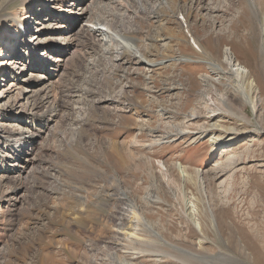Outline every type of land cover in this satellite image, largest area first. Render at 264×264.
Segmentation results:
<instances>
[{
    "label": "rangeland",
    "instance_id": "rangeland-1",
    "mask_svg": "<svg viewBox=\"0 0 264 264\" xmlns=\"http://www.w3.org/2000/svg\"><path fill=\"white\" fill-rule=\"evenodd\" d=\"M44 2L35 9L48 7V20L33 17L32 37L19 38L43 48L8 61L15 80L0 78V264H264V0H83L60 15L66 29L61 0ZM179 9L224 70L227 49L246 73L202 81L215 75ZM94 26L112 32L109 45ZM167 34L173 42L158 39ZM125 37L162 65L128 62ZM41 57L56 73L39 70ZM115 229L140 239H113Z\"/></svg>",
    "mask_w": 264,
    "mask_h": 264
},
{
    "label": "bare ground",
    "instance_id": "bare-ground-1",
    "mask_svg": "<svg viewBox=\"0 0 264 264\" xmlns=\"http://www.w3.org/2000/svg\"><path fill=\"white\" fill-rule=\"evenodd\" d=\"M14 2V1H16V0H0V16H1V14H2V19H5V17H3V15L4 16H7L8 14H3L2 13V11L3 10H5L6 9V7H7V5L9 4V3H11V2ZM51 1V0H50ZM21 4H20V8H19V10H16L13 14H14V17H12L9 21H5V22H3L1 25H0V41H1V37L3 38V40H2V43L1 44H3V46H0V58H4V60H1L0 62L2 63V64H0V66L1 67H3L4 66V64H6V66L3 68V69H1L0 70V78H2V77H4V78H12L13 80H15V77H11V76H8V73H7V69H8V61H11V59H13V64H15V62H18L19 60H20V58H22V57H26V56H28V59H30V60H32L33 61V59H34V52L32 53V51L34 50V51H36V49L37 48H43V45H35V47H31L30 48V50H29V45L27 44V40H25V42H19V38L20 37H23V34H22V31L19 29V27L20 26H22L23 27V25H25L26 27H28L27 26V23H30L31 21H32V18L34 17V19H36L37 18V20H39L41 17H46V19L48 18L47 16H49V15H51V13L49 12V8L48 7H46L45 9H43V10H39V11H36V9H38V8H36L35 9V6H38V0H32L31 1V3H29L28 1H26V0H21ZM45 2H47V0H45ZM44 2V5L46 4ZM83 2V0H61V2L59 3V10H60V12H58L59 13V15L57 14V19L58 20H62L61 21V28H67V26H70L71 25V23L69 22V21H67L66 19H63V17H61L60 15H63V14H66V13H70V11L71 10H67V9H71V7H73L75 4H80V3H82ZM253 3V2H252ZM69 5V6H66V5ZM71 6V7H70ZM42 7H44L43 5H42ZM40 8V7H39ZM253 8V7H252ZM255 8V7H254ZM118 10V9H117ZM180 10V9H179ZM148 11V10H147ZM257 12V11H256ZM48 13V14H47ZM29 15L31 16V17H29ZM55 16V15H54ZM53 16V17H54ZM60 16V17H59ZM174 16L176 17V18H178V19H180V23H181V25L183 26V33L185 34V36L187 37L186 38V41L188 42V43H191L192 45H194V47L195 48H198V53H200V52H204V54H203V56H205L206 58H207V62H208V64H209V66H210V68H211V71H213V74L215 75V77L213 76V80L211 81V79L208 77V75L207 76H204V78H203V80L202 81H205V83L206 84H209L210 86L211 85H214L212 82H215V81H217L218 82V78H216V77H219V75H221V74H226V73H232V77H233V73L235 74H238V75H240V74H245L246 73V71H244V70H242V68L239 66V64L237 63V62H235V60H233V57H232V55H230V53L228 52V51H226L227 49H225V52H224V55H225V57H224V62L227 64V66H228V69L230 70V71H232V72H228V71H226V70H224V67H222V64L220 63V62H217L216 60H214L213 58H212V56H210L211 54L209 53V51H207L206 49H204V48H202V46H201V44H200V42H198L197 40H194V38H193V36H192V34H190V30H189V25H187L186 24V19H185V16L183 15V12L180 10V11H175V13H174ZM36 17V18H35ZM50 17V16H49ZM69 17V16H68ZM66 18V17H65ZM50 19V18H49ZM48 20V19H47ZM168 21V20H167ZM168 23V22H167ZM24 26V27H25ZM26 27H25V29H26ZM181 27V26H180ZM93 30V32L95 33V34H99V36L101 35L102 36V43H104V44H106V45H109L110 43V40L113 38V35H112V32L111 31H109V29L108 28H104V27H98V26H94V29H92ZM26 33L28 34V37H32V36H29V30L27 29L26 30ZM169 33V32H168ZM169 34H167V35H164V36H161L160 38H158V39H160V40H167V41H170V42H173V41H171L170 39H171V37L170 36H168ZM158 36V35H157ZM159 37V36H158ZM21 39V38H20ZM124 40H125V50H128V52L130 53V57H128V62H132V63H135V64H137V65H139V64H146V65H148L149 67H155V66H157V65H159L160 63H162L161 61H157V62H154L153 60H151V59H149L148 57H146V56H144V54L142 53V52H140L139 53V51H137L138 49H136V47H135V43L133 42V40H131L130 38H127V37H125L124 38ZM149 40V39H148ZM155 40V39H154ZM156 41V40H155ZM155 43V42H154ZM155 44H157V43H155ZM172 44H174V43H169V44H167V45H172ZM18 45H20L19 47L20 48H22V49H20V52H19V54L16 52V47H17V49H18ZM48 47L45 49V51H47V49L51 46V43H49L48 42ZM105 46V45H104ZM174 46V45H173ZM180 46V45H179ZM103 47V46H102ZM24 49V50H23ZM51 49V50H50ZM49 50H48V52L46 53V54H48V58L50 57V55L52 54V51H53V48H50ZM103 49V48H102ZM106 49V48H105ZM107 49H109L110 50V48L108 47ZM25 50L28 52V54H26V52H25ZM115 50V49H114ZM113 50V51H114ZM125 50H123V51H125ZM173 50H175V48L173 49ZM122 51V50H121ZM152 51V50H151ZM157 51V50H156ZM57 52H58V49H57ZM145 52V51H144ZM153 52V51H152ZM17 53V54H16ZM125 53V52H124ZM128 53V54H129ZM146 53V52H145ZM153 53H155V52H153ZM26 54V55H25ZM45 54V55H46ZM106 54V53H105ZM119 54V53H118ZM123 54V53H122ZM156 54H159L158 52L156 53ZM177 54V53H176ZM155 55V54H154ZM166 55H167V53H166ZM175 55V54H174ZM2 56V57H1ZM149 56V55H148ZM156 56V55H155ZM161 56V55H160ZM163 56V55H162ZM173 56V55H172ZM176 56V55H175ZM168 57V56H167ZM6 58H9L8 60L6 59ZM48 58H46V60H43L42 59V57H41V61H40V63L43 65V67H44V69L42 70V69H39V70H41V71H43L44 73H46L47 75H53V72H55L56 73V71L58 70V67H59V64H57L56 66L55 65H52L51 64V62H53V59H51L50 61L49 60H47ZM122 58H123V56H122ZM125 58V57H124ZM173 58V57H172ZM177 58V57H176ZM157 60H159V59H157ZM176 60V59H175ZM206 60V59H205ZM59 61H61V59H55L54 60V62H59ZM111 61V60H110ZM156 61V60H155ZM5 62V63H4ZM112 64V63H111ZM114 64V63H113ZM120 64V63H119ZM115 65V64H114ZM133 65V64H132ZM160 65H162V64H160ZM159 65V66H160ZM121 66V65H120ZM115 67V66H114ZM148 67V68H149ZM19 68V67H18ZM123 68V67H122ZM145 68V67H144ZM5 69V70H4ZM119 69V68H118ZM120 69H121V67H120ZM136 69V68H135ZM138 70V69H137ZM142 70V69H141ZM117 71V70H116ZM151 71V70H150ZM125 72V71H124ZM122 73H123V71H122ZM127 73V72H126ZM39 74V73H38ZM229 74V75H230ZM33 76V75H32ZM124 76H126L125 74H124ZM122 77V76H121ZM208 77V78H207ZM125 79H126V77H125ZM237 80V79H236ZM121 81V80H120ZM240 85V84H239ZM6 86H8V85H6ZM148 86V85H147ZM236 86H237V84H236ZM165 87V86H164ZM8 88H10L9 86H8ZM241 88H242V86H241ZM236 89V88H235ZM152 90V89H151ZM164 90H165V88H164ZM238 90V89H237ZM162 91V90H161ZM169 91V90H168ZM240 92V98H241V101H243L244 103H248V104H250V105H252V109L253 110H255V107H256V104H255V101H253V99H249V97L246 95V93L243 91V89H241V90H239ZM88 94V93H87ZM224 104V103H223ZM36 107H38V106H36ZM122 107V106H121ZM220 110L221 109H218L217 107L215 108V107H213L211 110H209V112H208V114L209 115H211V116H214V115H217V114H220ZM51 112V111H50ZM167 113V112H166ZM10 114V113H9ZM36 115L37 114H35L34 115V117H35V119H37L38 120V124L39 123H41V121L42 120H40V119H38V118H36ZM11 116H12V113H11ZM17 116H19V115H13L11 118L13 119V120H22V119H24V118H22V117H17ZM34 117H33V119L32 120H35L34 119ZM50 118H51V116H50ZM49 118V119H50ZM49 119H47V120H49ZM34 122V121H33ZM213 126V128L212 129H219L220 128V126L219 125H217V124H213L212 125ZM39 130H38V133H33L32 135H35V136H39L40 135V133L42 132V131H44V129H46L44 126H42V124H40L39 125ZM220 130V129H219ZM229 131V132H231V130L228 128V129H225V131ZM221 131V130H220ZM228 132V133H229ZM233 132V131H232ZM3 134L4 135H6L5 137H8V138H10V140H8V143H9V141H10V145H15L14 144V142L15 141H13L12 139V136H13V133L10 131V130H8L7 128L6 129H4L3 130ZM2 134V135H3ZM177 135L179 134V133H176ZM34 136V137H35ZM36 142V138H34L33 140H32V138L30 137V139L28 140V141H24L23 142V146L24 145H26L27 147H28V149L31 147V150H33V143H35ZM17 144V143H16ZM21 145V144H20ZM18 148V147H17ZM25 153H27V152H25ZM13 154H15V159H16V161L18 160V154H16L15 153V150H14V153ZM11 158H12V156H11ZM29 161L30 162H33L34 161V159L33 158H30L29 159ZM225 164H227V163H225ZM232 165V164H231ZM20 167H22V166H20ZM17 181V180H16ZM196 196H197V198L199 199V200H197V202H201V201H205V199L207 198V193H206V191L205 190H203V189H199V190H197V194H196ZM122 197V196H121ZM125 198V197H124ZM127 200V199H126ZM134 204V203H133ZM127 212H128V210H127ZM130 212L132 213V215H130L131 216V218H132V223L133 222H135V221H133V218L136 220V221H140V218H138V215L136 214V213H133L132 212V210H130ZM126 216H127V214H126ZM128 217V216H127ZM126 217V218H127ZM126 220V219H125ZM127 220H128V218H127ZM130 223V222H129ZM131 223V224H132ZM141 223H142V220H141ZM120 225V224H119ZM135 225L136 226H138V227H141V228H143V229H145V231H147V232H150V229H148V227L146 228V226H143L144 225V222H143V224H140V222H136L135 223ZM130 226H132V225H130ZM121 227V226H120ZM119 227V229H121ZM123 229V228H122ZM149 230V231H148ZM124 232V234H125V238L126 239H130V241L129 242H131V241H133V240H131L132 239V237H134V239H140V237H138V236H136V233H137V231L136 230H130V231H123ZM122 231H120V230H118V229H115V230H113L112 231V234H111V238H115L116 236H121V234L123 233ZM150 235H153L154 236V238H155V241L157 242V243H162V244H166L164 241H162V240H159V238H158V236L155 234L154 235V233L152 234V232H151V234ZM140 236V235H139ZM124 237V236H123ZM157 238V239H156ZM127 242V241H126ZM134 242V241H133ZM140 246V245H139ZM143 247V246H142ZM174 248V247H173ZM176 249L178 248V247H175ZM174 248V249H175ZM255 249H256V251H255V253L256 254H258V250H257V248L255 247ZM178 250V249H177ZM155 253H160V249H155ZM130 255V254H129ZM134 255V254H133ZM185 256V255H184Z\"/></svg>",
    "mask_w": 264,
    "mask_h": 264
}]
</instances>
